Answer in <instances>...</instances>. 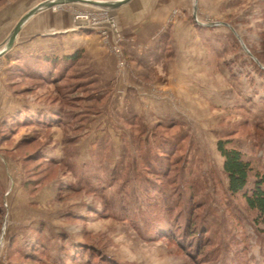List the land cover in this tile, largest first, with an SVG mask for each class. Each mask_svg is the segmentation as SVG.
<instances>
[{
    "label": "rangeland",
    "instance_id": "1",
    "mask_svg": "<svg viewBox=\"0 0 264 264\" xmlns=\"http://www.w3.org/2000/svg\"><path fill=\"white\" fill-rule=\"evenodd\" d=\"M42 1L0 0V50ZM189 1L191 11L176 8L162 32L170 35L179 18L192 25L191 53L167 63L186 84L133 77L120 27V54L112 45L118 36L108 42L97 32L117 58L115 76L146 82L138 81L145 93L113 87L114 77L95 72L85 50L60 83L22 76L13 54L37 50L22 31L0 57V264H264V222L228 193L217 149V140L230 136L264 173V0ZM66 7L73 17L108 8L51 9ZM158 64L164 75L166 62ZM25 105H63L65 115L53 125L16 122L12 115ZM141 153L154 157L151 166ZM192 180L201 184L197 198ZM122 197L132 201L125 203L131 212L161 200L174 208L175 223L164 218L147 229L126 219L106 203ZM80 246L94 255L77 253Z\"/></svg>",
    "mask_w": 264,
    "mask_h": 264
},
{
    "label": "crops",
    "instance_id": "2",
    "mask_svg": "<svg viewBox=\"0 0 264 264\" xmlns=\"http://www.w3.org/2000/svg\"><path fill=\"white\" fill-rule=\"evenodd\" d=\"M176 8H181L183 12L188 13L192 5L189 0H131L127 4L112 9L123 33V44L131 69L129 71H134L133 77L137 74L138 78H152V82H156L159 78L157 81L161 82L162 76H166L170 78L171 86H173L172 81H177V78H179L178 83L186 84L185 75L179 77L173 72L170 73L167 63L168 61L176 62L179 59L184 61L186 55L191 53L188 46L193 44L194 35L188 32L192 33V25L188 20L179 18L172 25L170 35H162L170 14ZM70 9L67 7L59 10L48 9L36 14L23 27L21 38L24 41L29 40L26 43L30 48L58 55L72 54L83 49L88 56L89 65L95 72L102 73L105 77L108 75L114 77L113 87L121 85L129 88L130 93H145L147 87H143L138 82L142 80L135 79V81L130 75L126 80L124 77L119 80L115 76L116 56L104 47L103 39L97 29L75 28ZM161 60L166 62L164 75L158 64ZM150 79L148 81L152 80ZM129 98V96L126 98L127 102L131 101Z\"/></svg>",
    "mask_w": 264,
    "mask_h": 264
},
{
    "label": "trees",
    "instance_id": "3",
    "mask_svg": "<svg viewBox=\"0 0 264 264\" xmlns=\"http://www.w3.org/2000/svg\"><path fill=\"white\" fill-rule=\"evenodd\" d=\"M13 55L15 60L18 61L15 66L21 72L22 76L25 75L27 77H33L45 82L53 81L60 83L61 81L67 79V77L74 74L73 71L76 66L82 64L85 52L84 50L79 49L72 54L58 55L57 53L36 50L33 52L17 51ZM10 57L13 56L11 55ZM69 101H72L71 98ZM64 108L65 107L62 105L53 109L43 107L40 109H35L33 106L25 105V107L17 110V112H15L12 117L16 120V122H39L47 125H53L55 120L63 119V116L65 115V112L63 111ZM163 147L165 148L164 145ZM217 149L224 158L223 172L227 178L228 193L231 196H241L244 199L247 208L250 211L256 213L257 221L264 222V173L256 170L251 160L245 156L241 149L236 147L230 136H224L217 140ZM153 154L155 155L156 152H153ZM144 155L147 156L146 162L148 163V166H151L152 159L154 157L150 158L147 153H141L140 157L143 159ZM162 157H166L165 152L159 153L156 158L158 159ZM144 169L145 171L149 170V168ZM141 174V168H135L136 180L141 179ZM145 179L146 178H144V180ZM200 187L201 184L198 181L192 180L191 190L194 192L193 195L195 198L199 196V190L201 189ZM130 193L131 189L128 194L129 196ZM149 200H147L146 203ZM131 202L132 201L126 197H122V199L116 201H112L111 199L106 200L109 208H120L126 219L129 217L138 219L144 223V226L147 229L153 228V225H157L158 222L164 218H168L175 223V218L173 217L175 211L174 208L164 202L162 203L161 200H159V203L157 201L152 203L151 201L147 206L145 205L144 207L141 205L138 210L139 212H131L128 209V206L125 203L128 204ZM129 211L131 213H129ZM179 223L180 220L178 219L177 224ZM185 226L188 230H190L191 236H195L197 231L194 230V226L196 229V225L186 220ZM165 232L169 231H164V233ZM207 232L208 231H206V233ZM16 249H19L18 246ZM91 250L93 249L80 246V248L77 250V253H85V256L88 255L86 256L87 258H91V256L94 255L93 251ZM228 250L229 247H227L226 252ZM231 260L234 263L236 262L234 256Z\"/></svg>",
    "mask_w": 264,
    "mask_h": 264
},
{
    "label": "built area",
    "instance_id": "4",
    "mask_svg": "<svg viewBox=\"0 0 264 264\" xmlns=\"http://www.w3.org/2000/svg\"><path fill=\"white\" fill-rule=\"evenodd\" d=\"M97 8V7H96ZM75 28H95L109 42L111 38L118 36L119 39H113L112 45L117 53H121L120 31L116 16L109 8H98L93 11H79L74 15Z\"/></svg>",
    "mask_w": 264,
    "mask_h": 264
},
{
    "label": "water",
    "instance_id": "5",
    "mask_svg": "<svg viewBox=\"0 0 264 264\" xmlns=\"http://www.w3.org/2000/svg\"><path fill=\"white\" fill-rule=\"evenodd\" d=\"M131 0H117V1H103V0H44L34 6L31 10H29L16 24V26L13 28L8 42L5 45V47L0 50V57L6 54L9 50L13 48L15 45L17 38L22 31L25 24L36 14L48 10L54 7H60L64 4L69 3H84V4H90L94 6H101V7H108L111 9L118 8L124 4L129 3Z\"/></svg>",
    "mask_w": 264,
    "mask_h": 264
}]
</instances>
